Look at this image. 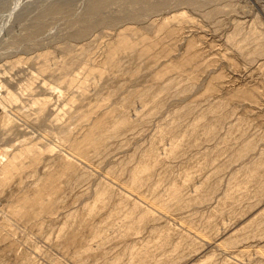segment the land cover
<instances>
[{"label":"rangeland","instance_id":"374dc122","mask_svg":"<svg viewBox=\"0 0 264 264\" xmlns=\"http://www.w3.org/2000/svg\"><path fill=\"white\" fill-rule=\"evenodd\" d=\"M0 264H264V0H0Z\"/></svg>","mask_w":264,"mask_h":264},{"label":"bare ground","instance_id":"6f19581e","mask_svg":"<svg viewBox=\"0 0 264 264\" xmlns=\"http://www.w3.org/2000/svg\"><path fill=\"white\" fill-rule=\"evenodd\" d=\"M148 95H149V93H148ZM150 96H151V94H150ZM9 119L7 118V117H3V119H2V122H5V121H7V122H9L8 121ZM6 122V123H7ZM100 124V123H99ZM123 125V124H122ZM121 125V126H122ZM120 125L118 124V125H116V127H115V130L119 127ZM212 128V127H211ZM115 132V131H114ZM210 133H211V131H209ZM68 142V141H67ZM84 143V142H83ZM174 147V146H173ZM177 147V146H176ZM35 155V154H34ZM21 161V160H20ZM35 162V161H34ZM39 162V161H38ZM35 164V163H34ZM3 167V166H2ZM16 167V163H14V164H12L11 165V167L10 168H12V169H14ZM6 172H8L7 170H6ZM138 176V175H137ZM51 177V176H50ZM135 177V179H137V177H136V175L134 176ZM4 178V177H3ZM37 184H39V182L37 183ZM11 185V184H10ZM26 197V196H25ZM41 197H43V196H41ZM41 197L39 196V197H36L33 201H32V205L36 208V206H38L39 204H40V202H41ZM25 205V204H24ZM27 208V207H26ZM43 209V208H42ZM33 211H34V209H33ZM38 212V211H37ZM37 216V215H36ZM22 217V216H21Z\"/></svg>","mask_w":264,"mask_h":264}]
</instances>
